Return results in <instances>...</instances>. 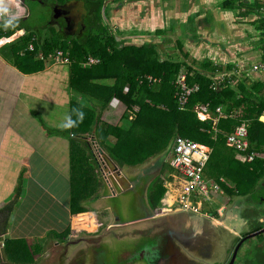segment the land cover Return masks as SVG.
I'll return each mask as SVG.
<instances>
[{"label":"crops","instance_id":"crops-1","mask_svg":"<svg viewBox=\"0 0 264 264\" xmlns=\"http://www.w3.org/2000/svg\"><path fill=\"white\" fill-rule=\"evenodd\" d=\"M226 1L128 0L119 5L118 0H109L104 5L107 9V17L105 18L102 12L101 18L108 21L109 28L117 34L119 40L141 44L142 38L143 41L158 42L159 46L161 44L163 47L170 46V52L175 56V59H179L184 52L185 60L197 69H199V62L210 61L216 71L213 77L214 81L219 82L224 77H232L229 78V82L234 85L241 79L247 80L246 83L249 86L256 85L259 88L255 92L250 91L251 88L247 86L248 91L257 97L264 98V68H253V65L264 61L262 0H232L229 5L226 4ZM35 2L39 1L0 0V8L8 9L7 12H4V17L13 21L14 26L22 23L27 28L25 30L21 24L22 28L14 27L15 30L8 37H0V207L10 204L13 200L14 188L21 173L20 195L11 205L5 232L2 233L4 237L14 239H18L20 236L19 234L14 235L13 232L26 228L24 217L27 216V213L32 216L39 215V211L33 212L34 206L43 205L41 210L43 214L41 215L51 216L54 205L53 201L49 204V196L58 201L59 206L62 205L63 208L66 207V203H69L67 169L70 147L68 139L54 131V129L61 128L63 119L60 116H55L53 111H63V108L67 106L68 113V106L71 102H77L84 106L83 102L89 105L91 102L97 103L92 96L83 92H77L80 95L78 98L71 95L68 86L67 64L47 59L41 71L32 73H23L13 65L14 50L11 49V43L15 41L17 43L25 31L28 33L30 30L35 34L39 32L27 22L30 17L35 18L33 16L35 8L33 3ZM39 4L41 7H46L49 24L56 25L60 21L66 24L65 37L67 39H71V36L78 32L80 35L86 31L85 25H82L83 23L79 20L78 10L66 9L63 15L55 17L52 16V9L55 5L43 2H39ZM59 8L65 10L62 6ZM21 17L22 20L18 21L17 19ZM156 30H159L158 34H156ZM42 31L46 32V29ZM40 35L42 39L47 36L41 33ZM164 41L168 45L163 44ZM30 43L32 44V42L28 44ZM166 53L171 56L168 51ZM81 67L88 66L82 65ZM38 83L46 86L51 84V97L43 95L36 89ZM84 97L87 98L86 101ZM81 99L84 101L82 102ZM111 100L114 101V107L117 110L123 106L117 97L113 96ZM218 108L221 110L220 106L216 107L217 113ZM197 115L199 119H206L211 114L198 111ZM232 115L240 117V111L232 113ZM259 115L257 120L264 124V117H259ZM221 116L225 115L218 113L213 118L214 125H216L217 117ZM88 132L80 135L74 134L73 130H70V133H73V139L79 141L76 142L79 144L83 140L86 141ZM228 146L221 149L219 147V150L224 152V156L218 157L215 162L223 170L218 177L223 187L214 179L213 171L204 168V177L219 185V190L212 195L220 202V209L199 212L207 217L201 219L202 222H207L205 224L206 233L202 236L204 245L197 247L193 243L181 244L182 250L188 255L195 256L197 251L201 253L204 250L202 255H207L206 258L210 257L214 249L219 247L224 255L222 261H215V264H226L230 259L234 243L245 235L260 229L264 221V163L263 166L256 165V163L254 166H250L256 168L252 173L250 168L247 169V165H245V163H252L256 159L264 161V144L258 146L259 150H252L255 157L252 161L247 162L238 159V151L230 145ZM97 170L100 172L98 166ZM102 173H100V178ZM55 175L59 182L63 180V184H66L65 188L61 189L64 194L56 192L50 186V184H54ZM243 180L246 182L244 183ZM238 181L241 182V188L236 186ZM250 182H252V190L249 192L239 190L246 188L251 184ZM44 185L46 194H43L41 203L40 198L31 196L33 193L31 186L34 189L36 187L42 189ZM175 185L171 184L165 187L160 206H168L175 199L178 190V185ZM26 200L28 202L24 204ZM23 205L25 207L19 213L18 211ZM55 208L57 211L58 207ZM15 216L18 217L15 219ZM219 232L224 235L223 241L220 239ZM9 233L13 235L8 236ZM51 241L55 245L66 243V239L60 242L57 236L53 237ZM45 242L46 239L42 241L41 245L37 244V249L41 251ZM5 257L12 263H24L21 260L13 261L8 258L6 253ZM205 263L209 264L207 261ZM234 263L264 264V232L255 237L246 238L241 243L231 264Z\"/></svg>","mask_w":264,"mask_h":264},{"label":"trees","instance_id":"trees-1","mask_svg":"<svg viewBox=\"0 0 264 264\" xmlns=\"http://www.w3.org/2000/svg\"><path fill=\"white\" fill-rule=\"evenodd\" d=\"M38 1L43 3L49 1L55 6H62L65 10H78L79 20L83 23L82 25H85L86 31L80 35L78 32L71 36V39H67L66 24L62 21L56 25L46 22L50 32L43 39L40 32L35 34L30 30L28 33L25 31L17 43L16 41L11 43V49L14 50L13 65L23 73H32L41 71L45 61L50 59L57 50H61L63 55L68 56L70 59V63L67 64L69 89L89 94L97 101L94 104L91 102L88 107L77 102L70 103V118L78 122L77 127H73L74 134L82 135L90 131L95 124L93 130L95 142L107 157L120 166L142 164L152 156L160 154L157 159V165L161 164L160 171L147 188V199L151 207L160 206V200L165 192L163 184L168 176L164 172L171 173L172 168L168 162L164 161V157L172 150L176 136H186L211 147L205 168L213 171L214 179L219 183L221 180H218V177L223 170L215 162L218 157L224 156V152H221L219 147L220 149L229 147L225 144L226 133L231 132L240 121L245 120L248 123L247 150H259L258 146L264 144V124L257 120L258 115L264 111V98L250 92L258 91L259 88L256 85L249 86L246 83L248 81L243 79L232 85L229 82V78L232 77H224L219 82L214 81L216 71L210 61L199 62V65L197 64L199 69H197L185 60L186 54L183 51L182 56L175 59L164 53L158 42L142 41L141 44H134L117 39V34L111 31L108 21L101 18L102 12L105 18L108 14L104 6L106 0ZM231 1L227 0L226 4H231ZM262 5L263 10L264 0ZM88 16L92 20L88 19V22L84 23V19L89 18ZM261 17L264 22L263 14ZM17 20H22V17ZM8 21L10 20L7 17L1 19L0 37L11 35L15 30L14 27L22 28V23L14 26L13 21L7 23ZM25 30H27L26 27ZM158 33L159 30H156V34ZM29 42H32V49L28 48ZM39 54H42V57ZM48 55L50 58L47 57ZM88 55L98 58V62L88 67H81ZM181 70L185 72L186 84L197 86L195 91L190 92L183 107L178 105L174 85V80ZM146 75H151L158 80L149 82ZM113 96L124 104L125 109L119 125L115 124L107 129L98 119L97 108L104 107ZM204 104H207V107H202ZM219 106L225 116L217 117L216 125H214L213 118L217 116L216 107ZM198 111L210 112L211 115L209 118L199 119ZM238 111H240V117L232 115ZM80 112H83V119H79ZM54 131L67 138L70 147L67 169L70 219L61 233H55V236L63 241L64 236L71 232L90 229L92 224L95 226L96 222L92 215L81 219L75 216H78L76 212L84 211L78 202L90 198V195L97 191L98 185L100 186V181L95 172L97 168L95 155L88 143L84 140L80 144L76 143L79 141L73 139V133H70L69 129H54ZM109 135H112L113 143L107 141ZM255 163L263 166L264 161L256 159L252 163H245L251 173L256 168L250 166H254ZM20 177L21 173L17 178L18 182L14 188L11 203L0 207V214H5L0 223V234L5 232L11 205L20 195ZM243 182L245 183L246 180ZM250 183L246 188L239 190L249 192L253 188L252 182ZM220 185L222 186L221 183ZM236 186L241 188V182L238 181ZM26 248L30 255L31 248L28 245L22 247L19 239H4V250L7 255L10 253V258L15 262L22 259L23 249Z\"/></svg>","mask_w":264,"mask_h":264},{"label":"water","instance_id":"water-1","mask_svg":"<svg viewBox=\"0 0 264 264\" xmlns=\"http://www.w3.org/2000/svg\"><path fill=\"white\" fill-rule=\"evenodd\" d=\"M60 9L54 6L52 16L58 17L66 12ZM88 136L85 140L93 152L98 145L93 132ZM97 150L98 154L94 155L100 173L103 172L101 179L105 189L102 186L95 202L98 209L103 208L107 211L106 218L109 217V220L105 219L106 225L101 230L76 237L85 245L84 249L87 250V255L92 259L93 264H105V262L106 264H199L192 261L196 260L195 256L202 254L204 250L201 253L197 251L195 256H190L182 250L181 244L193 243L197 247L204 245L202 236L206 233L207 222H202L201 219L207 217L179 205L159 211L158 207H151L148 202L147 188L160 171L161 164H155L160 154L153 156L156 159H147L148 163L144 161V165L135 173L131 172L130 178H126L122 173L123 166H118L99 147ZM263 232L262 222L260 229L239 239L226 264L233 262L239 246L246 238L255 237ZM111 239L126 240L127 244L125 247L121 245L109 247ZM75 240L68 239L66 242L75 245ZM112 256H116L114 262Z\"/></svg>","mask_w":264,"mask_h":264},{"label":"rangeland","instance_id":"rangeland-1","mask_svg":"<svg viewBox=\"0 0 264 264\" xmlns=\"http://www.w3.org/2000/svg\"><path fill=\"white\" fill-rule=\"evenodd\" d=\"M126 1H128V0H122V2H119V0H118V3L122 4L123 2H126ZM39 2L33 3L34 4L33 6L35 7L34 11H33L34 12L33 16L35 18L30 17L29 19H27V22L30 25H33L36 29H38L41 34L48 35L50 32L49 27L46 25V22L48 21V18H47L48 14H47L46 9H45L46 7L45 6L41 7ZM106 2H107V0H106ZM47 3L50 4L49 1ZM127 7H129V6L127 5ZM88 19L92 20L91 17H89V18L86 17L84 19L85 20L84 23L88 22ZM23 23H25V21H23ZM37 26H39V27H37ZM152 27H154V26L152 25ZM43 29H46V32L42 31ZM125 42H127V41L125 40ZM163 44L168 45L165 41ZM160 47L164 51V53L168 51L170 53V55L175 58V56L170 52V49H169L170 46L163 47L161 44ZM43 80H44V78H43ZM50 87H51V84L46 86L42 83H38V86L36 87V89L39 90L43 95L45 94V95H48L51 97L52 94L50 93ZM70 93L75 98H78L80 96L77 92H74L72 90H70ZM84 100L86 101L87 98L84 97ZM84 100L81 99L82 102ZM83 104H85L86 107L90 106L89 104L84 103V102H83ZM114 106H115L114 101L111 100V98H110V100L107 102V104L104 107H102V108L98 107L97 108L98 112H99V118L98 119H99L100 123H102L103 127L106 126L107 129H109V127L112 125H115V124L119 125L121 117H122V113L125 109L124 104H123V106H120V109H118V110ZM68 108H69L68 113H67V106L65 108H63L64 109L63 111L62 110L53 111L55 116L62 117V119H63L62 124H65L67 122V120H69V119L72 121H75L73 118H70L69 114L71 113V110H70L69 106H68ZM55 112H56V114H55ZM77 124H78V122L76 121V122H74V124L72 126H69L67 128H64V127H62V125H60V127H61L60 130H63V129L64 130H66V129L67 130L68 129L73 130L75 127H77ZM94 128H95V124H93L92 128L90 129L91 131L88 132L87 135H89L91 132H93ZM90 136H88V137H90ZM107 139H108L107 141H110L109 143H113L112 142V140H113L112 135L107 136ZM206 146H208V145H206ZM97 147H99V146H96V148H94V150H93V154H95V155L98 154L97 153L98 152ZM167 156H168V154L165 157H167ZM152 159H156V157L152 156L151 160ZM102 160L103 159H100V161H102ZM57 162H60V161H57ZM144 163H148V162L146 161ZM144 163L141 165L138 164V165H131V166L123 165V168H122L123 175L126 178H130L131 177L130 173L131 172L135 173L138 168H140L142 165H144ZM155 164H157V163L155 162ZM118 166H120V165H118ZM50 170H52V169H50ZM96 170H97V168H96ZM50 173H52V171H50ZM97 174L99 176L100 186L102 184L103 188L105 189V185L103 183H101L102 179L100 178V172H98V170H97L96 175ZM164 174L166 176H168L167 173L164 172ZM62 181L63 180H61L59 182L57 179V176L55 175L54 184H50V186L56 192L64 194L62 192V190L65 188L66 184H63ZM100 186L98 185L97 191L94 194L90 195V198H87L85 200L78 202V204H80V206L84 209V211L76 212L78 216H75L76 218L81 219L83 217L85 218L87 215H89V216L92 215V217L94 218V220L96 222L95 226H93V224H92V227L90 229L86 228L85 230L82 229L81 231L77 230V231H74L72 233H69V234L64 236L65 237L64 240L66 239V241H67L68 239H70V240L71 239H77L76 237H78L79 235H86L87 233H95L97 231V229L101 226V224H103L105 222V219L109 220V217L106 218L107 211H105L103 208L98 209V207H96L97 204L95 202L96 199L94 197L100 195L101 190H102V188ZM31 188L33 191L31 196L36 197V198H40V201L42 203L43 202L42 196H43V194H46L45 185L42 186V189H40V187H38V188L36 187V189H34L32 186H31ZM118 195L120 196L121 192L118 193ZM126 197H127V195L125 196V198ZM132 198L133 197H131V199ZM201 200L202 201H201V204L199 206V209L201 211L202 210L220 209V202L213 195H212V197L209 198V200H205V199L204 200L201 199ZM51 201H53V205H54L52 208V214H50L51 216L41 215V214H43V213H41V210L43 209V205H36L33 208V210H34L33 212L35 213V212L39 211V215L32 216L30 213H27V216L24 217V219H26V223H25L26 228L20 229L19 231H16V232H13L14 235L19 234L20 237H18V239H19V242L22 244V247H26V245H28L32 250V253L29 255L27 252V248L23 249V257H21L22 258L21 261L23 260L24 263H21V264H61V263L62 264H93L92 259H90V257H88V255H87V250L84 249L85 248L84 244H80L78 247H75V248L73 247L74 246L73 244L68 243V242H66L65 244H57V245L52 244L51 240L53 239V237H56L55 233H57V232L61 233L67 227V225L69 223L70 216L68 215L69 205L67 203L65 206L66 207L68 206V209H66V207L63 208L62 205L59 206V202L56 201L53 197L49 196V204H51L50 203ZM66 201H68V199H66ZM27 202L28 201L26 200L24 202V204H26ZM29 202H30V199H29ZM63 202H65V199H63ZM56 206L58 207L57 211L55 208ZM24 207H25L24 205L22 207H20V210L18 212L20 213V211H22V209ZM162 209L165 210V208L159 207V211H163ZM4 217H5L4 213L0 214V223L2 222ZM8 217H9V215H7V220H8ZM17 217L18 216H15V219ZM88 231H91V232H88ZM13 234L9 233L8 236H12ZM219 234H220L221 241H223L224 235L222 234V232H219ZM5 238H9V237H7V236L4 237V234H0V264H17L14 262L12 263L10 259H9V261L6 260L5 253L7 255V252H5V250H4V239ZM44 239H46V242L43 245L44 247L43 248L41 247L42 250L40 251V249H37L36 246H37V244L41 245V243ZM59 241L61 242L62 239L60 238ZM126 244H127L126 240L117 241V240L111 239V243H110L109 247H112V246L117 247L119 245H121L122 247H125ZM235 244L236 243H234V245ZM106 246H107V244H106ZM72 248L76 249L75 252L72 251L73 250ZM9 255H10V253H8V258H10ZM110 255H112V253ZM223 255H224L223 251L220 250L218 247V249H216V248L214 249L213 254L208 258H206L207 255H204V254L203 255L200 254L198 256H195L196 260H193L192 263L193 262H199L200 264H206L205 262L207 261L209 264H215L214 263L215 261H222ZM112 258H113V262H114L116 256H112ZM105 264H106V262H105Z\"/></svg>","mask_w":264,"mask_h":264},{"label":"built area","instance_id":"built-area-1","mask_svg":"<svg viewBox=\"0 0 264 264\" xmlns=\"http://www.w3.org/2000/svg\"><path fill=\"white\" fill-rule=\"evenodd\" d=\"M3 15L4 12L0 11V21ZM28 48H33L31 43L28 44ZM39 56L42 57V54H39ZM47 57H49V55ZM51 58L50 59L56 63H70L68 56L63 55L61 50H57L54 55H51ZM97 62L98 58L88 55L86 61L83 62L82 65L89 66ZM258 67L264 68V61L253 65L254 69ZM145 77L149 82H155L158 80L151 75H146ZM174 85L176 88L175 96L178 105L183 107L187 102L188 95L190 92L195 91L197 86L195 84L193 86H188L186 84V75L183 70L177 74L174 80ZM202 107H207V104L202 105ZM218 113L219 115H222L221 110H219ZM262 116L264 117V111L261 115H259V117ZM247 137L248 125L245 120L240 121V123L237 124L231 132L225 134V142L238 151V159L244 162L252 161L255 157V153L253 151L247 150ZM210 153L211 148L206 146L204 143H200L186 136H176L174 138L172 150L167 156V162L172 170L171 173H168V179L165 180L164 185L169 186L173 184L176 186L175 184H177L178 190L175 195V199L172 203L168 204L169 207L179 205L190 209L193 212H200L201 210L199 209V206L202 201L201 199L207 200L213 193L219 190L218 183L204 177V168Z\"/></svg>","mask_w":264,"mask_h":264},{"label":"clouds","instance_id":"clouds-1","mask_svg":"<svg viewBox=\"0 0 264 264\" xmlns=\"http://www.w3.org/2000/svg\"><path fill=\"white\" fill-rule=\"evenodd\" d=\"M0 11H3V12H7L8 11V9L7 8H3V9H0ZM4 17V15L2 16V18ZM7 23H12V21H8ZM20 53H22V51L20 52ZM79 119H83V112H80L79 113ZM74 124V121H72V120H67V122L65 123V124H63L62 125V127H64V128H67V127H69V126H72ZM72 135V134H71ZM86 139V138H85ZM95 157V156H94ZM96 159V158H95ZM164 161L165 162H167L168 161V159H167V157H164ZM96 162H97V166H98V161L96 160ZM164 185V184H163ZM165 186V185H164ZM166 187V186H165ZM159 207H163V208H165V209H168V208H171V207H169V206H158V208ZM173 207V206H172ZM81 231V230H80ZM88 232H91V231H88ZM2 234V233H1Z\"/></svg>","mask_w":264,"mask_h":264},{"label":"flooded vegetation","instance_id":"flooded-vegetation-1","mask_svg":"<svg viewBox=\"0 0 264 264\" xmlns=\"http://www.w3.org/2000/svg\"><path fill=\"white\" fill-rule=\"evenodd\" d=\"M95 199H96V198H95ZM105 225H106V221H105L103 224H101V226H100L97 230H101ZM74 244H75L74 246H78V245L81 244V241L78 240V239H76ZM61 260H62V259H61Z\"/></svg>","mask_w":264,"mask_h":264},{"label":"bare ground","instance_id":"bare-ground-1","mask_svg":"<svg viewBox=\"0 0 264 264\" xmlns=\"http://www.w3.org/2000/svg\"><path fill=\"white\" fill-rule=\"evenodd\" d=\"M200 117H202V115H200Z\"/></svg>","mask_w":264,"mask_h":264}]
</instances>
